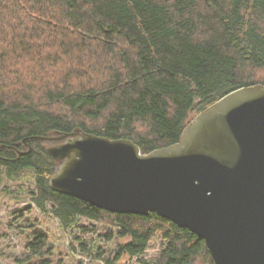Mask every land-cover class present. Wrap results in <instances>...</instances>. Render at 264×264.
<instances>
[{"label":"trees","instance_id":"obj_1","mask_svg":"<svg viewBox=\"0 0 264 264\" xmlns=\"http://www.w3.org/2000/svg\"><path fill=\"white\" fill-rule=\"evenodd\" d=\"M254 85H264V0H0V170L12 180L31 175L32 202L63 231L87 219L107 242L119 239L108 259L101 247L93 257L106 264L123 256L214 263L203 239L156 213H111L54 191L62 163L47 148L62 141L39 137L79 128L149 154ZM29 228L28 253L16 264H59L52 235ZM158 238L166 242L160 256L143 260Z\"/></svg>","mask_w":264,"mask_h":264},{"label":"water","instance_id":"obj_2","mask_svg":"<svg viewBox=\"0 0 264 264\" xmlns=\"http://www.w3.org/2000/svg\"><path fill=\"white\" fill-rule=\"evenodd\" d=\"M39 138L62 141L47 148L62 163L54 191L111 213H156L203 239L214 264H264V85L227 94L149 154L79 128Z\"/></svg>","mask_w":264,"mask_h":264},{"label":"rangeland","instance_id":"obj_3","mask_svg":"<svg viewBox=\"0 0 264 264\" xmlns=\"http://www.w3.org/2000/svg\"><path fill=\"white\" fill-rule=\"evenodd\" d=\"M35 191L31 175L12 180L0 170V264H16L18 259L26 257L31 226L52 235L53 243L60 249L56 252L55 258L59 264H62L61 261L67 264H106L105 260L93 257L101 247L106 252L105 259H108L117 249L119 239L112 243L107 242L106 230L87 219H80L67 232L63 231L58 219L51 214H43L35 207L32 202V194ZM81 243L92 248V254L83 252L80 248ZM165 243L159 238L151 242L142 259L148 262L156 261ZM72 245L78 248L79 252L73 251ZM140 260L141 258L123 256L117 264H141Z\"/></svg>","mask_w":264,"mask_h":264}]
</instances>
